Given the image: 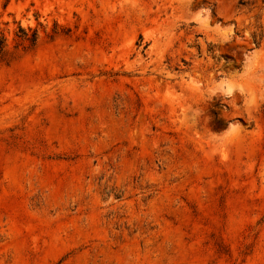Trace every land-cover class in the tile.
<instances>
[{
  "label": "rangeland",
  "instance_id": "374dc122",
  "mask_svg": "<svg viewBox=\"0 0 264 264\" xmlns=\"http://www.w3.org/2000/svg\"><path fill=\"white\" fill-rule=\"evenodd\" d=\"M0 264H264V0H0Z\"/></svg>",
  "mask_w": 264,
  "mask_h": 264
}]
</instances>
